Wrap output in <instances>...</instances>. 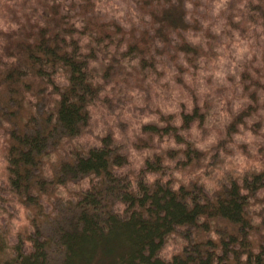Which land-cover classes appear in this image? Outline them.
Here are the masks:
<instances>
[{
    "label": "trees",
    "instance_id": "1",
    "mask_svg": "<svg viewBox=\"0 0 264 264\" xmlns=\"http://www.w3.org/2000/svg\"><path fill=\"white\" fill-rule=\"evenodd\" d=\"M131 1L149 23L126 26L100 0H38L26 11L13 8L9 25L0 28V88L11 119L0 187V264H264V0H232L221 18L216 9L211 19L202 10L189 18L253 43L236 68L237 85L228 95L222 83L208 112L197 102L200 88H189L194 73L183 77L180 69L162 86L156 69L157 49L167 46L176 60H192L197 42L171 35L181 28L189 38L195 30L184 26V10L170 0ZM117 63H128L132 73ZM110 85L134 96L147 89L151 108L161 102L166 110H146L148 121L126 142L127 123L91 138L93 109L123 106ZM208 116L219 120L221 132L201 150ZM247 127L259 139L245 169H229L210 184L188 174L231 153L234 137ZM64 141L74 145L53 165ZM149 174L157 175L149 180ZM21 208L24 228L13 222ZM178 228L185 230L182 245L165 255L166 238Z\"/></svg>",
    "mask_w": 264,
    "mask_h": 264
},
{
    "label": "rangeland",
    "instance_id": "2",
    "mask_svg": "<svg viewBox=\"0 0 264 264\" xmlns=\"http://www.w3.org/2000/svg\"><path fill=\"white\" fill-rule=\"evenodd\" d=\"M60 1H64L65 3L72 0ZM100 1H102L103 9L113 12L116 16L115 19L119 20L126 26H129L130 24H141L145 21L149 23V18L146 19L145 16H142L138 11L137 5L131 0ZM170 1L172 2V5L178 7L179 10H184L187 21V25L184 26L188 28L194 27L195 29L193 32H191V34L188 33L189 38L188 36L184 35V32H181L180 34V30H182L181 28L174 30L171 35L177 38L179 37L178 39H189L193 42V45H195L196 42L197 44L196 47L192 49V53L190 54V58L192 60L189 63L187 60L186 63H183L182 58H178L176 60L172 56L173 54H171V49H169V46H167L165 49H157V52L162 55H160L162 58H160V56L158 58L155 57V59L157 60V72L162 73L160 80L161 85L163 86L164 83L171 82L173 79L172 73L177 72L180 69L181 70L178 72V74L182 75L183 77L189 76L194 73L196 78L189 85V88L193 89L194 92H198L200 88L201 95L196 98L197 102L199 104L208 105L207 108L204 109L206 112H208L209 110L213 111L212 106L216 103L213 98L214 94L219 91L218 88L222 83L223 85L221 86L225 88L228 95L230 94V86L237 85L238 75L236 73V68L242 66V64L240 63L241 59L252 54L253 43L251 41L238 39L236 38L238 37L237 35H229L228 33L230 32H227L226 30H224L225 32L223 33H219L211 22L203 23L201 21H196V18L189 19L190 17H194L196 11L199 10L204 11L203 14L207 19H211L213 18L215 9L217 11L218 17L221 18L223 13L229 11L231 7L230 2L232 0ZM191 1L193 2L194 6L192 5ZM34 2L36 3L38 2V0H0V28L7 27L9 25L8 18L10 17L13 8L16 12H20L21 10L26 11L25 8L27 7V5L33 4ZM193 35L195 36L193 37ZM157 44L160 45L159 43ZM173 52L175 53V51ZM177 63H180L181 66ZM116 67H118L120 70H123L125 73H132L131 71L133 70L131 65H128V63L124 65H119L117 63ZM132 85L133 84H131L130 87H133ZM147 85V81H144V86ZM110 86L117 90L114 98L121 95V98H117L116 101L123 106L115 108L113 106L107 107L103 105L94 108L93 112L98 115H96V117L91 120L87 131L88 135H92L91 138H97L100 133H103L106 130L110 133H112L113 131L116 132V128H120L123 124L127 123L131 130V133L129 130L130 134L125 132L124 137H122L123 141L126 142L129 137L136 138L139 135L138 126L142 120L148 121V118L145 116L146 110L153 111L156 108L159 111L166 110V107L161 102H157L155 104V106L157 107L151 108L152 103L149 102L148 99L145 100L147 89H144L143 92H136L135 90H133L132 93H135V95L136 93H138V96H134L127 93L126 95L125 93H118L119 91L115 85ZM117 86L123 87L124 84L122 81H120ZM169 86L170 88H173L172 84H169ZM125 91L129 92L131 91V89L127 88ZM168 92V88L162 89L163 96ZM175 100L176 97H171L168 99L170 106L175 105ZM227 106L229 107V110H232V107L235 109V106ZM159 108L163 110H160ZM217 108L218 110H220V107ZM8 109L9 107H7L5 104V91L4 89L0 88V187H2V185L4 184L3 176L5 175L6 170L4 150L7 141V119L9 120V123H11V119L8 118ZM139 112L141 113L138 114ZM109 116L112 117L114 123H111ZM204 126L205 130L200 133V138L202 139L203 144L207 141V145H209L210 141L213 140L214 135L221 132V124L219 123L218 119H212V116H208L204 121ZM96 130H99V132H97ZM87 134L83 136V139L89 142L86 139ZM209 137H211L212 139L209 140ZM258 139L259 136H257V133L251 131L249 127H247V129H240V131L232 141L234 142V145L231 147V153L228 152V154L219 156L217 162L214 164L213 162L209 163L207 165V168L203 169L200 175L195 168H189L188 174L196 176L199 180L200 178L203 180L204 177H207L208 181L210 182L217 178L223 177V175H225L229 171V169L243 170L246 168V164L249 161L253 160V157H255L251 155L257 151V147L254 146V141ZM70 143L72 144L73 142L64 141L60 145L58 150L52 155L53 160L51 161L53 165L57 164L60 157L65 156L63 154L67 152L68 148H70ZM201 150H203V148H201ZM226 164L228 166H225ZM217 168H219L220 170L219 174H217ZM27 219L26 209L21 208L19 213H17V211L15 212L13 222L15 226L24 228L26 227ZM184 232L185 230L183 228H178L175 232L170 233L167 236L165 245L166 251H163L165 255H170L171 253L179 250L180 246L182 245Z\"/></svg>",
    "mask_w": 264,
    "mask_h": 264
},
{
    "label": "clouds",
    "instance_id": "3",
    "mask_svg": "<svg viewBox=\"0 0 264 264\" xmlns=\"http://www.w3.org/2000/svg\"><path fill=\"white\" fill-rule=\"evenodd\" d=\"M211 139H212V138L209 137V140H211ZM199 147H201V148H206V147H207V141H206L204 144H200ZM209 154H210V153H209ZM206 161H207V157L204 158V162H205V163H206ZM166 162H169V161H166ZM225 166H228V165L226 164ZM197 171H202V169H197ZM219 171H220L219 168H217V174H219ZM174 174H175V176H177L178 178H180V176H181V173H180V172H176V173H174ZM155 175H157V174H149V175H148V179H149V180L154 179V178H155ZM164 179H167V177H164ZM186 179H187V178L184 177V180H185V181H186ZM203 180H204V182L210 184V182L208 181V178H207V177H204ZM179 182H180V180L178 179L177 182L173 185V187H174V188H175V187H178ZM242 258H243V257H242Z\"/></svg>",
    "mask_w": 264,
    "mask_h": 264
}]
</instances>
